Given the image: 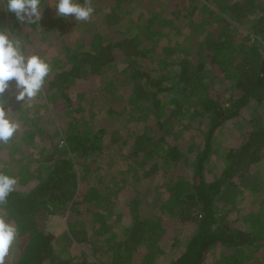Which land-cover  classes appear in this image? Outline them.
I'll return each instance as SVG.
<instances>
[{
  "label": "trees",
  "instance_id": "obj_1",
  "mask_svg": "<svg viewBox=\"0 0 264 264\" xmlns=\"http://www.w3.org/2000/svg\"><path fill=\"white\" fill-rule=\"evenodd\" d=\"M161 1L92 0L105 37L84 36L87 21L58 16L50 6L57 0H41L35 24L0 12V28L51 65L39 93L43 103L17 102L14 82L4 94L21 125L6 153L29 157L19 167L6 154L0 166L17 179L0 209L18 228L6 264H152L161 257L165 264H205L216 246L223 248L218 264H264V0ZM133 13L144 21L130 18L124 27ZM112 70L113 84L122 79L126 86L95 112L97 81ZM42 106L61 123L54 137ZM242 118L214 173L216 132ZM195 120L206 131L185 150V140L169 128L186 129ZM105 157L113 169L106 177L96 167ZM160 171L163 194L144 203L133 185ZM242 187L255 193L263 187L259 204L244 213L233 204L221 214L220 201L236 203L231 193ZM54 214L66 216L76 248L70 254L58 252L57 235L47 228ZM83 221H91L89 229ZM184 226L189 234L178 232ZM106 233L107 242L100 240Z\"/></svg>",
  "mask_w": 264,
  "mask_h": 264
},
{
  "label": "rangeland",
  "instance_id": "obj_2",
  "mask_svg": "<svg viewBox=\"0 0 264 264\" xmlns=\"http://www.w3.org/2000/svg\"><path fill=\"white\" fill-rule=\"evenodd\" d=\"M163 2L161 0H157V2ZM114 3V2H113ZM146 7V6H145ZM149 7H153V9H155L156 6L151 5ZM161 10V9H160ZM2 11V9H0V12ZM11 14H7V18H10ZM136 21L138 16L136 13H133L132 16L129 17V15H127L124 19H123V26L127 27L130 25L131 20ZM135 18V19H134ZM138 20H141V18H138ZM144 20H141V22H143ZM78 22L76 21L75 24H77ZM237 26L239 27V25L237 24ZM123 27V28H124ZM241 27V26H240ZM82 29V28H81ZM244 30V28H242ZM83 31V29H82ZM106 27H104V18L103 16L99 15V16H94V13H92L90 19L87 21V25L85 26V30L83 31V35L84 36H89L92 35L96 32H102L103 36H106ZM111 30L108 32L110 33ZM51 54V52H50ZM49 54V55H50ZM52 54H56L55 52H52ZM117 75L115 73V71H110L108 72L107 75H105L103 78H100L99 81H97L98 85H97V89L95 91V95L98 97V103L95 104V112H97L98 110H100V106L101 103L104 101H108L109 103L116 101L115 96H119L122 91V89L124 88L123 86H126V83L121 79V85H118L117 87L113 84L115 83L116 79L114 76ZM98 80V79H97ZM99 83H101L99 85ZM107 84V85H106ZM104 88L105 90V94L104 96L101 95V88ZM93 88V87H92ZM126 89V88H125ZM94 90V89H92ZM14 91V89H13ZM104 93V92H103ZM35 102L38 103H43L42 98H39V94L37 95V97L33 100ZM22 103V102H20ZM43 109V113L46 115L44 116L47 120V127H48V133H54L58 127L59 121L57 120V115H55L54 112L48 114V110L46 108H44V106H42ZM49 109V108H48ZM100 112V111H99ZM250 112H252V110H248L246 111V116L248 118V115L250 114ZM101 114L103 112H100ZM10 115L13 116V118L18 119V114L15 111H12L10 113ZM243 121L242 119H236V120H231L228 123H226L222 129H219L216 134H215V138H214V142L212 144V146L214 147L215 153L212 155L211 157V166L213 167V171L214 173H218L219 170H221L222 166L224 165V160L222 157H219L217 155H221L225 152V149H227L230 145H232L235 142L234 137L236 135L239 134L240 129H241V122ZM206 123L205 122H201L200 120H195L194 122H192V124H190L186 129L185 128H181L182 125L181 124H177V126H175L174 128H169L170 132L173 133L174 135L178 134L179 137L182 140H185L184 144H183V148L186 150L187 148V143L188 145L191 144V147H193L195 145L194 141H198L201 140L199 137L203 135V133L206 131ZM51 134V135H52ZM193 134H196V136ZM54 137V135H52ZM169 140V139H168ZM234 140V141H233ZM169 142H171L169 140ZM174 142V141H173ZM22 144H24L25 146H27L28 142L24 141L22 142ZM6 147V149H4V151L1 152L0 154V166L3 163V160L5 158V155L7 154V157L10 156V160L12 161V163H16L19 165V167H25L29 165L28 159L29 157L27 156H23V155H19L17 154V152L15 151L13 154H8L6 153L7 150H9V148L5 145H0V149ZM13 148V147H12ZM13 150V149H12ZM9 159V158H8ZM194 159V158H193ZM191 159V161L193 160ZM107 159L105 158H100V162L96 163V167H103L102 171H105V177L106 175H109V173L113 172L112 168H109L108 166H110L109 163H106ZM108 165V166H107ZM187 165V169L188 170H192V165L191 164H186ZM264 166V163L263 165ZM95 170H100L99 168H95ZM90 175H89V179L91 182H96L94 181L95 177H94V172L89 171ZM164 172L160 171L159 173H157L158 178L151 180V179H146V178H142L139 183L133 185L134 189L136 190L135 195L139 197V199H143L142 201L144 203H146L147 198L150 197V195L158 193L159 190L157 191L158 187H161L163 189V183H162V178L164 180ZM264 178V176H263ZM264 186V183H263ZM263 188V187H262ZM262 188L259 190L258 193L252 192L250 189L247 190L245 189V187L240 188L241 193H238L236 190L232 191V198H236L235 201L236 203H232L230 202V200L227 201H220L221 205H220V213L224 214V211L229 208L230 206H232L234 204V206H236V209H238V211L240 213H244L246 211H248L253 204L257 203V205L259 204V200L262 199V195H261V190ZM161 189V190H162ZM257 192V190H255ZM163 192L158 193V195H162ZM118 194L115 195V197H117ZM125 193L121 191H119V197H124ZM156 197V195H154ZM112 198V197H111ZM152 199V198H151ZM116 199H113V201H115ZM141 201V202H142ZM233 208V207H232ZM263 208V206H262ZM57 212V211H56ZM236 210L233 212V215L236 216ZM67 219L66 216L61 217L59 214H54L50 217V219L47 222V228L50 231H53L56 235H57V244L56 246H59V251L60 253H68L70 254L71 251L75 250L76 248L73 246V244L70 241L69 236H67ZM114 221V220H113ZM85 226L87 227V229L90 228L89 223H91V221H83ZM112 224V223H111ZM116 228L119 230L120 226ZM171 228L174 230L176 227L171 226ZM185 228V226H184ZM183 227L178 231H182L183 233H190V229L189 228H185ZM193 229V228H192ZM191 229V230H192ZM121 230V229H120ZM65 231V232H64ZM175 232V231H174ZM181 233V232H180ZM179 234V233H178ZM66 235V236H65ZM109 234H103V236L101 237L100 240L102 241H106L108 239ZM186 239V238H185ZM168 243L169 244H173L174 243V239L172 238H167ZM16 241V240H15ZM184 243V238L183 240L179 243L181 246ZM14 244L12 245V248L10 249V253L9 256L6 258V262H10L11 259L14 256ZM182 247L177 248V251H180ZM223 248L221 246H216L212 249V251L208 254V258L206 260L205 264H218L217 259H219L220 254L223 252L222 250ZM225 251V250H224ZM75 252V251H74ZM169 253V252H168ZM177 254V253H176ZM67 255V254H66ZM166 259L164 257H161L159 259H157L156 261H154L152 264H165Z\"/></svg>",
  "mask_w": 264,
  "mask_h": 264
},
{
  "label": "clouds",
  "instance_id": "obj_3",
  "mask_svg": "<svg viewBox=\"0 0 264 264\" xmlns=\"http://www.w3.org/2000/svg\"><path fill=\"white\" fill-rule=\"evenodd\" d=\"M53 6L61 17L88 21L94 11L92 0H57ZM0 9L14 13L21 24H35L42 18L41 0H0ZM17 34L7 27L0 28V145L8 144L18 132L20 122L13 118L4 94L15 87L14 97L24 104L33 101L42 91L51 72L50 63L38 54H28ZM16 177L0 171V209L16 190ZM18 228L0 212V264H6L10 249L17 238Z\"/></svg>",
  "mask_w": 264,
  "mask_h": 264
}]
</instances>
